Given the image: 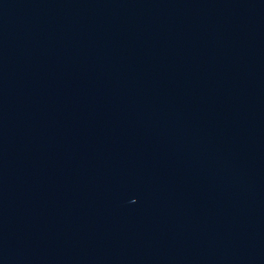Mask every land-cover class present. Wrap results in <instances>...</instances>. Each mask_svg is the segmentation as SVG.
Instances as JSON below:
<instances>
[{
    "label": "water",
    "instance_id": "water-1",
    "mask_svg": "<svg viewBox=\"0 0 264 264\" xmlns=\"http://www.w3.org/2000/svg\"><path fill=\"white\" fill-rule=\"evenodd\" d=\"M0 264H264V0H0Z\"/></svg>",
    "mask_w": 264,
    "mask_h": 264
}]
</instances>
